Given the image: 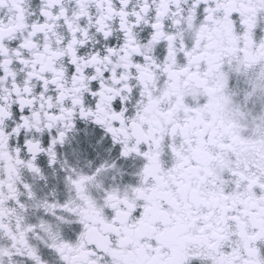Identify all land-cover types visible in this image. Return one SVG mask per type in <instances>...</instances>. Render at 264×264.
Listing matches in <instances>:
<instances>
[{
  "label": "snow or ice",
  "instance_id": "snow-or-ice-1",
  "mask_svg": "<svg viewBox=\"0 0 264 264\" xmlns=\"http://www.w3.org/2000/svg\"><path fill=\"white\" fill-rule=\"evenodd\" d=\"M258 28L264 0H0V264H264ZM77 119L135 182L62 158Z\"/></svg>",
  "mask_w": 264,
  "mask_h": 264
},
{
  "label": "flooded vegetation",
  "instance_id": "flooded-vegetation-1",
  "mask_svg": "<svg viewBox=\"0 0 264 264\" xmlns=\"http://www.w3.org/2000/svg\"><path fill=\"white\" fill-rule=\"evenodd\" d=\"M264 33L260 28L257 29V37ZM44 141L47 143L48 136L45 134ZM58 151L61 156H67L70 163L78 167H83L87 170V162L91 160L93 167L103 160L109 162L115 160L117 165L124 169V182H135L136 177L131 175L140 165L141 161L132 158H124L120 156V145L115 144L111 140L110 135H106L104 130L91 121L77 119L76 131L69 143L64 146H58ZM39 163L48 176L47 185L43 187L44 191H48L52 187L59 189L61 198L65 195L63 184V171L59 168V164L55 166L56 173L53 174V168L48 165L47 157L41 155ZM43 184V182H41Z\"/></svg>",
  "mask_w": 264,
  "mask_h": 264
}]
</instances>
